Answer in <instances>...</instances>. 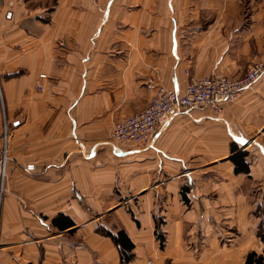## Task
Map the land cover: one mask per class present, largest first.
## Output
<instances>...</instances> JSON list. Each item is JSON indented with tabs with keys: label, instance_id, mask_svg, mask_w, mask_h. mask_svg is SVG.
I'll use <instances>...</instances> for the list:
<instances>
[{
	"label": "crops",
	"instance_id": "0c3cea01",
	"mask_svg": "<svg viewBox=\"0 0 264 264\" xmlns=\"http://www.w3.org/2000/svg\"><path fill=\"white\" fill-rule=\"evenodd\" d=\"M236 5L0 0V264H123L95 231L108 210L133 243L124 264H242L247 251L264 253V70L220 113L179 110L145 144L108 138L158 84L181 91L190 77L264 63L262 13L230 15ZM236 151L246 172L233 170ZM115 185L134 197L133 215ZM58 212L73 224L55 228Z\"/></svg>",
	"mask_w": 264,
	"mask_h": 264
},
{
	"label": "built area",
	"instance_id": "2783aa9c",
	"mask_svg": "<svg viewBox=\"0 0 264 264\" xmlns=\"http://www.w3.org/2000/svg\"><path fill=\"white\" fill-rule=\"evenodd\" d=\"M263 70L264 63L257 60L237 77H190L181 91L158 84L139 110L124 116L112 126L109 137L117 142L145 144L156 129L179 110L209 108L220 113L224 104L234 100ZM35 88L40 89V85L36 84ZM252 142L253 138L245 143V147ZM5 162L6 150L0 147V179L4 174Z\"/></svg>",
	"mask_w": 264,
	"mask_h": 264
},
{
	"label": "trees",
	"instance_id": "16d2710c",
	"mask_svg": "<svg viewBox=\"0 0 264 264\" xmlns=\"http://www.w3.org/2000/svg\"><path fill=\"white\" fill-rule=\"evenodd\" d=\"M231 151H235V148L231 146ZM246 156L245 151H236L234 152L230 157L229 160L233 163V170L235 172L237 171H243L246 172L248 170L247 163L244 160V157ZM187 185H183L180 188L181 197L185 199V193L184 191L187 189ZM106 213V212H105ZM111 216V212L108 211L107 215ZM101 221V220H100ZM161 222V219L159 217H154V233L159 239V246H162V240H163V233L161 232V229L159 227V224ZM50 223L55 226V228L62 230L64 228H67L73 224V221L71 218L61 212L56 213L53 217L50 219ZM95 231L99 232L103 235L108 236L115 247L117 248L119 260L121 263H126L128 260L132 258V247L133 243L125 230L119 226V224H115V222H112L109 226L97 223L95 226ZM73 231L70 229L67 231V235L70 236ZM256 234L257 236L264 241V219L261 217L257 223L256 227ZM242 264H264V253L256 252L254 250H249L245 253L243 258Z\"/></svg>",
	"mask_w": 264,
	"mask_h": 264
},
{
	"label": "rangeland",
	"instance_id": "374dc122",
	"mask_svg": "<svg viewBox=\"0 0 264 264\" xmlns=\"http://www.w3.org/2000/svg\"><path fill=\"white\" fill-rule=\"evenodd\" d=\"M235 1H237V5H236L237 8L231 9L230 15H237V16H241L243 18H248L250 15L253 14L255 6H257L260 9L259 12L262 13V15H261L262 18L264 19V0H235ZM202 13H203V15H206L205 10H203ZM39 14L45 15V10ZM213 15H215V12H213ZM42 21H45V16L42 18ZM8 28H9V24L6 25V23H5L2 25V27H1L2 35H3V31L4 30L7 31ZM255 61H257V60H255ZM251 63L252 62L248 63L247 66ZM247 66L245 67V69L247 68ZM245 69H244V71H245ZM241 74H239V75H241ZM13 75H17V74H14V73L3 74L1 77L9 78V77H12ZM235 77H237V76H235ZM108 138H110V137H108ZM2 179H3V177H2ZM2 179H0V182L2 181ZM118 188H119V186L115 185L114 188L112 189L113 193H114L113 198H116V200H118V202L116 204L122 205L123 208L129 210L131 212V215H133L134 212L132 211V209H134L133 208V205L135 203V201H133L134 197L130 196L129 193H125V192H123V194L118 193V191L116 190ZM80 202H82V198H81ZM82 203L85 205L87 210H92L89 208L87 203H84V201ZM108 211H110V210H108ZM107 212L106 213L104 212L102 215L100 214L101 216L99 215L97 220H99V221L101 220V222L104 221L105 224L109 226L110 225L109 223L111 222L112 217L109 214L107 215ZM135 214H136V212H135ZM97 215H98L97 213L94 214V216H97ZM156 217H158V216H156Z\"/></svg>",
	"mask_w": 264,
	"mask_h": 264
}]
</instances>
